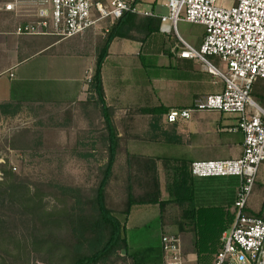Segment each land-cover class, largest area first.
Here are the masks:
<instances>
[{
  "label": "trees",
  "instance_id": "trees-1",
  "mask_svg": "<svg viewBox=\"0 0 264 264\" xmlns=\"http://www.w3.org/2000/svg\"><path fill=\"white\" fill-rule=\"evenodd\" d=\"M158 28V19L128 14L105 34L102 47L96 54L95 70L88 86L91 96L77 105L86 114L91 108L94 115H97L95 120H101L96 130H84L83 138L67 147L69 154L87 160L94 159L93 150L97 143L102 146L100 150L103 148L106 161L96 167V183L93 187L86 189L51 178L33 179L31 175L13 172L7 159L0 164V264L1 260H25V264H31L30 260L33 258L41 260L42 264H114L121 253L134 260H137L136 256L141 260L140 254H143L144 257L151 258L150 260L156 258L161 264L160 248L144 250L139 255L130 253L126 223L131 208L137 205H155L162 213L167 204L195 202L190 226L196 237L195 254L198 260L203 253L201 240L203 243L207 242L214 232L219 233V238L228 229L233 220L230 208H233L235 190L228 189L225 192V188H222L225 192L224 203L199 205L196 193L203 191V186L198 190L194 188L189 172L190 165L184 164L176 168V179L166 188L169 199L164 200L157 159L128 155L129 161H135L139 173H143L135 181L136 188L126 182V195L121 199L123 207L115 205L108 193L115 175L119 144L125 141L130 132L125 133V138L117 133L113 120L116 112L105 102L101 68L108 46L113 40H132L134 35L145 40L158 32ZM251 97L264 107V80H258L253 85ZM144 112L155 118L152 127L155 130L158 121L168 109L160 107ZM126 117L135 124L130 116H125V119ZM34 140L31 130L26 128L6 141V149L31 153ZM221 179H230L228 183L234 182L238 185L237 178ZM47 199H52V206L47 205ZM245 213L264 220V199L258 213L254 214L248 208ZM225 216H229L227 222Z\"/></svg>",
  "mask_w": 264,
  "mask_h": 264
},
{
  "label": "built area",
  "instance_id": "built-area-1",
  "mask_svg": "<svg viewBox=\"0 0 264 264\" xmlns=\"http://www.w3.org/2000/svg\"><path fill=\"white\" fill-rule=\"evenodd\" d=\"M138 5V0H12L4 4L3 10L27 19L17 26L18 36L68 40L91 31L105 35L128 14L153 17L140 11ZM165 6L166 14L158 19L159 32L177 36L179 22L203 26L205 34L198 49L177 37L178 56L200 63L223 84L220 93L198 99L188 110H170L164 115L165 120H187L194 111L232 114L237 125L229 131L243 136L238 158L196 160L189 168L196 179L239 180L233 223L222 234L212 264H264V220L245 213L264 163V107L251 97L253 85L264 80V0H235L228 7L217 0H166ZM210 57H216L223 69L213 66ZM159 243L162 264H185L176 235L161 234Z\"/></svg>",
  "mask_w": 264,
  "mask_h": 264
},
{
  "label": "crops",
  "instance_id": "crops-1",
  "mask_svg": "<svg viewBox=\"0 0 264 264\" xmlns=\"http://www.w3.org/2000/svg\"><path fill=\"white\" fill-rule=\"evenodd\" d=\"M11 1L0 0V120L11 121L18 119L23 106L28 104L47 106L52 104L53 101L58 103V101L74 99L82 102L87 88V85L83 84L82 79L87 72H92L96 63V56H90L82 52V58L89 60V65L86 67V64L82 67L81 76L78 75L76 77L79 79L74 78L66 86L54 87L44 84L50 82L48 77L54 71V67L50 66V61L47 60L49 52L57 43H61L63 40L51 36L16 35L17 26L22 22H26L27 19L17 16L14 12L3 10L4 4ZM234 1L231 0L228 5L225 0L220 2L228 7ZM138 4L140 11L149 12L153 15V17L148 18L159 19L160 16H164L167 12L166 0H138ZM136 16L146 17L142 15ZM180 23V32L177 24V36L160 33L158 28V32L151 34L145 40L139 35H134L135 38L132 40L115 39L110 43L107 49V56L101 68V78L105 102L115 110L116 115L122 111L131 113L133 110H138V115H135L134 112L129 115L136 123L138 120L143 121L148 116H152L149 115L150 113H145L144 110L160 107L168 109V112L170 110H188L192 108L198 99L221 92L223 84L208 74L200 63L194 60L182 59L178 56L177 46H179V41L177 37L193 48L198 49L203 42L205 34V30L201 25ZM37 60H41L38 66L30 64ZM208 60L216 68L223 69V65L216 57H210ZM18 69H20L19 77L11 79L10 74ZM7 75L9 80H3V77ZM33 78H36V80ZM31 79L35 82L32 85L30 84ZM255 102L258 104L257 101ZM194 119H197V115L194 116ZM163 120L165 121V118ZM187 120L184 119V121ZM235 128L227 130V133L233 134L231 136L232 139L229 138L230 141L223 139L221 136L207 133L196 134L193 141H191L193 147L189 146V148L197 156L187 161L183 158L182 151L176 152L178 155L172 158L171 167L174 172L171 175L173 179L170 185L176 179V168L184 164L189 166L193 161L200 160L196 159L198 157L218 156L220 147L225 145V143L227 144V142H230L229 147L233 146L236 148L235 151L230 148L231 155L229 157L207 160L238 158L242 152L243 136L240 132L229 131ZM158 153H161V151H158ZM166 160L169 161L168 158ZM166 160L164 157L162 160L163 165L159 164V161L157 162L160 183L162 182L161 178L163 179L170 175L168 172L171 167L165 165ZM191 179L196 190L198 188L201 189L200 187L203 186V191L196 193V201L199 205L209 206L225 202L223 191H213L211 187L214 180H221V178L196 179L191 176ZM222 180L229 181L230 179ZM170 185H167V187ZM166 188H162L161 192L164 200L169 199ZM178 204L186 205L189 208V223H191V216L196 207L195 202ZM137 207L139 205L131 208L126 228L130 227V229L137 230L138 222L146 215L147 211ZM185 226L187 225L180 219L176 226L170 227L160 224V234L167 231L170 232L167 234L176 235L179 240L181 239L180 243L185 264H201L193 249L192 242L195 236L191 226L189 228ZM138 237H140L139 234L137 236L131 235V239L134 242L140 240ZM159 238L158 236L159 246L157 248H160ZM127 240H129L128 237ZM128 246L130 248V243H128ZM141 248L143 250L156 249L153 245L144 244L141 245ZM212 263L213 260H211L210 264Z\"/></svg>",
  "mask_w": 264,
  "mask_h": 264
},
{
  "label": "rangeland",
  "instance_id": "rangeland-1",
  "mask_svg": "<svg viewBox=\"0 0 264 264\" xmlns=\"http://www.w3.org/2000/svg\"><path fill=\"white\" fill-rule=\"evenodd\" d=\"M221 0H217L218 4H221ZM231 0H225L228 5ZM224 5V4H221ZM180 22L178 23V30L180 32ZM103 35L99 32H88L82 36H77L68 40H63L61 43H57L53 49L49 52L47 60L50 61V66L54 67L53 74L48 77L50 82L44 83L49 86L61 87L66 86L68 82L74 80V78L81 76L83 69L82 67L89 65V60L83 59L81 53L89 54L90 56L95 55L99 52L103 44ZM42 60V59H41ZM41 60H37L34 63H30L33 66H38ZM43 61V60H42ZM82 69V72H81ZM20 69L13 71L10 74V78H18ZM95 70V64L92 72H87L82 82L87 85V88L83 96V101L90 97L88 90L89 82L93 76ZM88 71V70H87ZM81 78V77H80ZM36 80V78H33ZM79 79V78H76ZM3 80H9L8 75L3 77ZM35 83L32 81L30 84ZM82 101V102H83ZM78 101L75 100H64L56 103L53 101L52 104L47 106L39 105H26L23 106L22 112L18 119L11 121L0 120V164L4 160H8L9 166L15 173H24L31 175L37 179H55L62 180L63 182L74 183L80 185L86 189L93 187L96 183L98 165L105 163V154L100 144H96L94 147V159H80L76 156L69 154L68 148L71 147L77 139L83 138V131L96 130L97 124L100 122L95 120L94 112L89 108L86 111L80 110L78 107ZM33 107V108H32ZM149 110V109H148ZM151 110V109H150ZM122 111L117 113L114 117V125L119 136L125 138V133L130 132V135L125 138V141L119 144V155L117 164L115 167V175L113 176L112 183L109 187V195L111 201L114 204H119V207H123L122 197L126 195L125 185L126 182L133 184L136 188L135 181L138 177L143 174L139 173L136 162L128 159V155L139 157L145 156L150 158H156L159 164L163 165V158L166 160L165 165L172 166V158H175L176 152L182 151L183 158L187 161L195 158L192 149L191 141L195 138L198 133H207L210 135L221 136L223 139H232L231 133H227L229 128H235L237 121L235 115L222 114L213 111H196L191 113V117L184 121L179 118L175 123H167L161 117L157 123L155 130L152 128L155 124V118L148 116L146 120L130 121L125 116L132 115L130 112ZM135 115H138V110H133ZM131 112V113H132ZM125 113V114H124ZM150 115V114H149ZM197 115V119L194 116ZM129 120V121H127ZM164 121V123H163ZM30 129L32 132L33 140L31 153H19L6 149V141L9 140L14 134L22 131L23 129ZM147 128V129H146ZM103 130V127H101ZM146 130V132H145ZM128 135V134H127ZM94 137L96 136L93 135ZM230 141V140H229ZM81 142V141H79ZM230 143V142H229ZM229 143H225L220 147V154L218 156L209 157H198L196 159L207 160V159H220L226 158L231 155L230 148L235 151L236 148L233 146L229 147ZM191 147V148H192ZM210 148V147H208ZM158 151L161 153H158ZM213 155V154H211ZM162 157V158H161ZM98 161V162H96ZM156 162V164H157ZM132 165V166H130ZM169 167V168H170ZM15 169V170H14ZM174 170L172 167L168 172L170 175L166 178H161V187L164 189L167 185H170L172 181V174ZM2 176V175H1ZM1 178V177H0ZM160 178V177H159ZM133 182V183H132ZM237 184L234 182L228 183L226 180H214L212 184L213 191L221 190L225 188L226 192L229 190H235ZM223 193L225 194V192ZM264 199V163L261 165L253 191L248 201V209L250 212L256 214L261 210V206ZM118 200V202H117ZM46 203L48 206H52L54 203L52 199H47ZM189 203V202H185ZM141 210L147 211L146 215L138 222L137 230L126 228V237L129 238L130 253H138L144 251L141 245H153L158 247V236L160 237V224L162 226H176L178 220H182L189 228L190 210L186 205L181 204H167L162 213L160 209L155 205H139ZM185 208V209H184ZM195 210V209H194ZM193 210V212H194ZM230 213L234 219V209L230 208ZM185 214V216H184ZM225 221L229 220V216H225ZM233 223V220L231 224ZM231 224L228 226L229 231ZM224 231L220 234L219 238L215 232L210 238L203 243L201 240V247L203 253L200 256L201 264H210L211 260L214 259L215 254L219 250L221 237ZM170 232L164 231L162 234ZM140 240L134 242L131 239V235L137 236ZM195 236V235H194ZM217 238L219 239L217 241ZM181 241V239H180ZM193 249L195 250L196 237L193 240ZM205 247V248H204ZM182 248V246H181ZM121 253L119 259L114 264H159V260H150L151 258L136 256L137 260L132 259L128 255ZM184 255V254H183ZM144 257V258H143ZM2 264H25V260H1ZM30 263L42 264L41 260H30Z\"/></svg>",
  "mask_w": 264,
  "mask_h": 264
}]
</instances>
